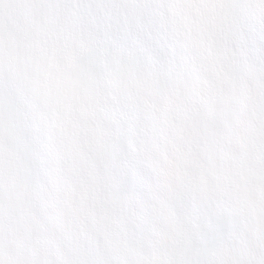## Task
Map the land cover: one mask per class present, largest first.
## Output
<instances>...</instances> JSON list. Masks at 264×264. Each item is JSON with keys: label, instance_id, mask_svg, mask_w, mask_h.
<instances>
[{"label": "snow or ice", "instance_id": "snow-or-ice-1", "mask_svg": "<svg viewBox=\"0 0 264 264\" xmlns=\"http://www.w3.org/2000/svg\"><path fill=\"white\" fill-rule=\"evenodd\" d=\"M0 264H264V0H0Z\"/></svg>", "mask_w": 264, "mask_h": 264}]
</instances>
